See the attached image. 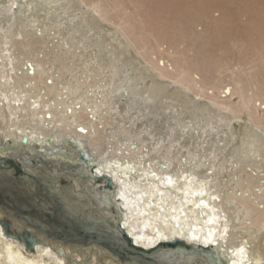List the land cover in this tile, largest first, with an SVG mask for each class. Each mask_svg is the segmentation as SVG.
I'll return each instance as SVG.
<instances>
[{"label":"bare ground","instance_id":"6f19581e","mask_svg":"<svg viewBox=\"0 0 264 264\" xmlns=\"http://www.w3.org/2000/svg\"><path fill=\"white\" fill-rule=\"evenodd\" d=\"M99 1L0 0V158L58 175L87 151L88 176L66 175L80 197L66 200L113 234L114 246L126 242L110 203L118 228L161 264H216L211 255L153 251L173 240L214 249L222 264H264L263 92L248 94L238 80L216 97L184 65L159 67L113 20L114 2ZM29 155L56 163L33 168ZM93 177L112 181L109 199ZM36 236L48 242L27 248L0 226V264L141 263L122 247L119 261Z\"/></svg>","mask_w":264,"mask_h":264},{"label":"rangeland","instance_id":"374dc122","mask_svg":"<svg viewBox=\"0 0 264 264\" xmlns=\"http://www.w3.org/2000/svg\"><path fill=\"white\" fill-rule=\"evenodd\" d=\"M100 1L102 7L109 0ZM112 1L113 20L159 67L184 65L216 97L223 98L224 84L234 87L238 80L248 94L258 88L264 97V0ZM104 250V258L120 259Z\"/></svg>","mask_w":264,"mask_h":264},{"label":"water","instance_id":"95a60500","mask_svg":"<svg viewBox=\"0 0 264 264\" xmlns=\"http://www.w3.org/2000/svg\"><path fill=\"white\" fill-rule=\"evenodd\" d=\"M27 141V137L23 136L21 139L22 145L24 146ZM58 152L60 155H65L63 150H58ZM78 158L75 162L71 161V158L67 162H62L58 175L48 174L44 169H41L43 170V175H38V173L36 175L35 173L27 172L24 163L19 159L0 158V211L3 213L2 217H0V226L3 233L17 240H23L27 248H32L38 242H48L40 240L36 236L38 233L49 238L50 242L59 241L80 249L87 250L91 247H101L111 252L112 256L114 255L113 253L119 254L121 252L119 247H122L129 259L136 257L141 262L140 264H161L158 260L151 259L148 256L152 251H146L135 246L124 234L125 231L118 228L119 214L114 203H110L114 213L113 224L124 235L126 245L122 246H114L109 238L113 234L110 235L106 231H102L96 225L89 224L88 221L84 222L72 208L68 207L69 203L66 199L80 197L73 191L74 185L70 178L73 174L70 177H66L69 169L83 172L78 175L81 178L88 176L86 171V164L89 158L87 151L79 150ZM24 159L33 168L37 163H43L46 167L56 163H49V160L46 161L40 156L33 157L29 155ZM55 179L65 188L62 191L64 192L63 195L51 191L50 188L54 189ZM93 182L94 185L100 187L106 186L107 199H109L113 193L112 181L108 179L106 182H102L100 177H93ZM86 199L89 198L86 197ZM37 209H41L46 214L52 212L51 215L54 218L40 216ZM100 219L108 220L106 217H101ZM13 220L22 223L23 227H21L20 231L16 230L15 227L18 225ZM153 251H167L173 254L180 252L183 255H211L216 264H222L214 249H207L202 246L194 247L182 241L173 240L165 243V245L161 243ZM163 264H167V262Z\"/></svg>","mask_w":264,"mask_h":264}]
</instances>
